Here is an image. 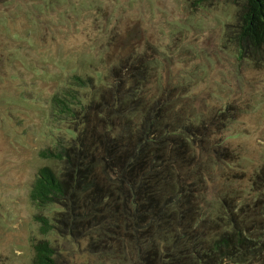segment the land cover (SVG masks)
Here are the masks:
<instances>
[{"label":"trees","instance_id":"1","mask_svg":"<svg viewBox=\"0 0 264 264\" xmlns=\"http://www.w3.org/2000/svg\"><path fill=\"white\" fill-rule=\"evenodd\" d=\"M231 1L238 10L227 41L239 61H264V0ZM129 41L120 43L130 49L117 53L108 85L74 71L50 97V118L66 133L38 153L52 164L39 167L29 198L39 211L59 207L52 218L34 215L39 232L86 239L88 252L130 264H264L260 198L242 201L228 188L215 213L202 208L206 159L233 157L216 138L225 111L196 116L187 84L154 86L152 57ZM31 243L30 264L59 263L49 240Z\"/></svg>","mask_w":264,"mask_h":264},{"label":"rangeland","instance_id":"2","mask_svg":"<svg viewBox=\"0 0 264 264\" xmlns=\"http://www.w3.org/2000/svg\"><path fill=\"white\" fill-rule=\"evenodd\" d=\"M237 10L231 0L200 8L191 0H0V264H30L35 238L52 243L58 264H130L88 252L86 239L41 234L34 215L52 218L59 207L39 211L29 198L39 167L52 164L39 151L66 133L50 118L51 95L74 71L108 85L129 36L152 57L154 86L187 84L196 116L226 113L216 138L233 157L206 159L203 211L215 213L228 188L242 201L260 198L264 210V61H239L227 41Z\"/></svg>","mask_w":264,"mask_h":264}]
</instances>
